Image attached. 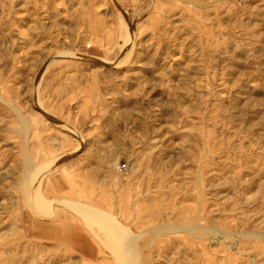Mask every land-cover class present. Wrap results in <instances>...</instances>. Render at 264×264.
<instances>
[{
	"label": "rangeland",
	"instance_id": "obj_1",
	"mask_svg": "<svg viewBox=\"0 0 264 264\" xmlns=\"http://www.w3.org/2000/svg\"><path fill=\"white\" fill-rule=\"evenodd\" d=\"M148 262L264 264V0H0V264Z\"/></svg>",
	"mask_w": 264,
	"mask_h": 264
},
{
	"label": "crops",
	"instance_id": "obj_2",
	"mask_svg": "<svg viewBox=\"0 0 264 264\" xmlns=\"http://www.w3.org/2000/svg\"><path fill=\"white\" fill-rule=\"evenodd\" d=\"M102 162H104V160H102L101 157L98 156V159L95 160L93 156H89L88 154H80L78 158L71 159L70 162L58 167L54 173L50 175L48 186L46 187V194L53 197L55 202L86 203V198L88 196L103 192L110 186L111 174L110 172H106L105 174L102 173L105 172L102 170ZM105 180H108V182ZM61 206L63 211L68 209L64 204H61ZM67 218L66 214H64L61 215L60 220L65 221ZM56 221H58V219H56ZM54 225L56 230L55 234L59 235V227L63 228V233L64 228L72 224L68 225L64 222L63 224H59L55 222ZM64 234L65 232L62 234L63 237Z\"/></svg>",
	"mask_w": 264,
	"mask_h": 264
},
{
	"label": "built area",
	"instance_id": "obj_3",
	"mask_svg": "<svg viewBox=\"0 0 264 264\" xmlns=\"http://www.w3.org/2000/svg\"><path fill=\"white\" fill-rule=\"evenodd\" d=\"M125 167V164H121L118 166L119 169H123Z\"/></svg>",
	"mask_w": 264,
	"mask_h": 264
}]
</instances>
